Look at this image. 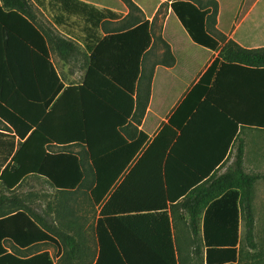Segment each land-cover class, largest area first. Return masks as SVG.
<instances>
[{"label": "trees", "instance_id": "1", "mask_svg": "<svg viewBox=\"0 0 264 264\" xmlns=\"http://www.w3.org/2000/svg\"><path fill=\"white\" fill-rule=\"evenodd\" d=\"M123 1L129 9L124 18L79 0H0V25L6 37L20 43L13 47H21L29 60L33 57V67L38 62L36 42L42 40L34 24V5L47 11L71 39L56 37L60 58L67 62L78 53L74 41L84 45L88 65L84 83L67 88L57 72H49L48 80L54 82L49 98L40 93L45 72H10L7 97L12 96H0L6 108L0 110V117L11 127L0 132V184L14 191L30 176H38L66 195L90 183L93 204L103 205L95 264H182L168 216L169 206L178 203L188 214L193 235L197 238L203 232L206 264H238L241 213L246 243L257 249L254 191L264 174L244 172L242 142L235 168L217 179L212 173L225 159L239 123L235 122L223 156L207 166L180 151L183 138L195 126V114L180 136L172 121L152 141L139 131L150 102L154 67L175 65L169 44L161 33L157 35L154 25L161 15L165 17V8H171L196 44L217 51L227 40L217 30L219 4L216 0H163L150 24L132 0ZM112 21L117 22L114 28L108 27ZM157 45L162 46L161 60L148 71V57ZM67 46L74 49L68 53ZM219 58L264 67V48L244 50L229 41ZM215 73L207 72L205 80ZM213 96H207L203 106L219 111L222 104ZM14 209L6 212L0 207V264H54L48 253L30 257L8 252L6 242L16 248L56 243L46 221L42 224L26 210ZM118 227L136 234L128 241L156 250L133 256L124 250L128 241ZM196 255L200 256L199 248Z\"/></svg>", "mask_w": 264, "mask_h": 264}, {"label": "crops", "instance_id": "2", "mask_svg": "<svg viewBox=\"0 0 264 264\" xmlns=\"http://www.w3.org/2000/svg\"><path fill=\"white\" fill-rule=\"evenodd\" d=\"M79 1L122 14L123 18L129 14V9L123 0H117L116 7L108 5L106 3L108 0ZM132 1L143 11L145 19L150 24L155 21L157 13L164 3L163 0ZM216 1L219 4L217 30L227 37V40L221 43V48L217 51L196 44L171 8H165V17L162 18L161 15L154 25L157 35L161 33L162 39L169 44L175 57V65L173 67L164 65L154 67L150 102L139 131L144 132L152 141L162 128L172 121L174 129H179L178 135L180 136L186 124L195 114V126L189 129L183 138L180 151L186 156H196L200 163L207 166L223 156L232 129L236 127L234 126L235 122H238L237 135L233 139L225 159L221 161L212 176L217 179L235 168L241 142L244 172L246 174H264V67L219 58L222 48L229 41L235 42L244 50L264 48V0ZM32 14L34 24L42 37V40L36 42L35 57L38 61L36 68L33 67V57L30 58L32 60H29L21 47H13V43H18V45L20 43L13 42L11 37H6L0 25V96L4 99L12 96L11 94L7 97V93L10 91V72H45L46 83L42 84L40 93L45 94L46 98L52 96L54 90L53 79L51 82L48 80L49 72L52 70L57 72L65 88L71 85H81L86 78L88 65L84 45L72 41L77 47L78 53L73 54L67 62L63 61L54 42L57 36L68 41H71L70 37L60 31L43 8L34 5ZM116 24V21H112L108 27L114 28ZM66 49L69 53L74 48L67 46ZM213 65L215 67L211 70ZM152 66L148 65V71ZM207 72L216 73L212 78L205 80L204 76ZM57 90L58 84L55 91ZM211 94L214 95L213 98L216 101L218 100L222 104L220 105L222 111H216L217 107L212 105L203 106L205 98ZM2 102L0 98V110L6 111L5 104ZM9 128H11L9 123L0 117V132H7L10 130ZM224 132H226V136L223 135ZM193 142L195 147L191 149ZM31 177L38 176L29 178ZM29 178L21 182L14 191H8L0 184V203L3 205L0 207L6 212L14 207V210L23 209L36 220H42V224H45L44 221H46L51 227L50 234L56 243L40 242L28 248H16L13 243L6 242L5 247L8 252H16L21 256L30 257L48 253L54 264H95L100 252L96 230L101 219L103 205L95 206L93 204L90 198L91 184L87 183L83 188L66 195L61 194L55 188L62 199L57 206L50 207L49 205L46 210L39 212L32 204L17 195L18 188ZM78 194H82L83 197L77 196ZM168 216L177 258L180 260L181 252L187 251L190 245H195L194 253L199 248V259L206 264L203 232H200L197 238L193 235L189 226L188 214L181 203L169 206ZM239 218L241 238L244 214L241 213ZM203 219L204 214L201 217V225ZM117 230L124 233L127 241L131 240L130 236L136 235L125 233L128 229L123 227H118ZM68 238H73V240ZM134 242L135 240L128 241L124 247V250L133 256H137L136 254L140 252L156 250L151 246H141ZM169 251L170 246L167 240V253ZM186 264L189 263L186 261Z\"/></svg>", "mask_w": 264, "mask_h": 264}, {"label": "rangeland", "instance_id": "3", "mask_svg": "<svg viewBox=\"0 0 264 264\" xmlns=\"http://www.w3.org/2000/svg\"><path fill=\"white\" fill-rule=\"evenodd\" d=\"M106 3L113 7L118 5L117 0H108ZM161 53L162 46L157 45L148 57L147 64L150 66L159 62L161 60ZM17 195L32 204L39 212L46 210L49 205L50 207L52 205L53 207L57 206L62 199L60 193L51 184L39 177L29 178L18 188ZM77 196L83 197L82 194H78ZM253 206L256 219L255 236L257 249L248 247L245 240V223L243 222L240 245L241 255L238 264H264V180L259 181L255 186ZM194 248H196L195 245H190L187 251L181 252L182 264H186V261L189 264H204L194 253Z\"/></svg>", "mask_w": 264, "mask_h": 264}]
</instances>
